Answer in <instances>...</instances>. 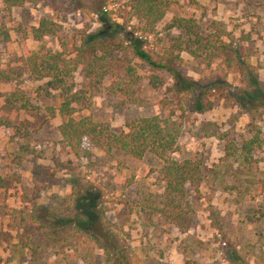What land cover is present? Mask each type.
Masks as SVG:
<instances>
[{
  "label": "rangeland",
  "instance_id": "rangeland-1",
  "mask_svg": "<svg viewBox=\"0 0 264 264\" xmlns=\"http://www.w3.org/2000/svg\"><path fill=\"white\" fill-rule=\"evenodd\" d=\"M127 1L24 0L11 9L0 1V70L16 77L0 83V264H264V0H176L147 36ZM175 19L192 21L205 41L230 44L249 64L232 55L234 67L222 57L207 65L175 51L181 74L207 90L198 96L178 93L167 72L138 69L130 57L140 80L129 96L110 94L106 79L78 114L115 132L153 116L180 127L173 157L201 164L200 186L187 188L184 230L155 210L159 162L107 153L86 139L72 152L59 134L62 119L48 112L58 107L57 92L22 66L32 53H74L111 24L117 36L106 40L109 57L129 56L114 48L125 34L162 53L184 38ZM72 83L83 91L80 73ZM99 222L117 242L108 251L94 240L104 243Z\"/></svg>",
  "mask_w": 264,
  "mask_h": 264
},
{
  "label": "trees",
  "instance_id": "trees-1",
  "mask_svg": "<svg viewBox=\"0 0 264 264\" xmlns=\"http://www.w3.org/2000/svg\"><path fill=\"white\" fill-rule=\"evenodd\" d=\"M0 1L9 9L20 7L24 2V0ZM127 2L133 12L132 15L143 24L142 34L147 36L155 33V28L176 0ZM173 24L175 28L183 30L184 38L178 39L176 45L164 49L162 53L144 49L141 41L137 43L130 34H125V40L114 48L117 51H128L129 56L109 57L106 40L108 38L112 41L117 36L115 28L117 25L111 24L105 29L100 28L89 33L74 53L68 52L66 47H62V51L36 52L27 56L22 61V66L34 80H47L50 90L57 92L58 107L49 108L48 112L51 117H54L56 112L62 119L58 128L59 134L64 145L72 152H77L86 139L107 153L120 151L135 159L152 156L159 162L156 174L157 181L162 187V195L155 210L164 222L184 230L189 226L191 212L187 188L196 190L200 186L201 164L190 158L179 160L173 157L178 149L180 127L170 118L153 116L134 119L126 124L125 130L115 132L105 123L78 114L81 110L90 108V94L94 93L106 79L111 80L110 86L107 87L110 94L129 96L131 89L140 80L137 68L130 57L140 65L138 69L146 66L152 70L167 72L172 77L178 93L185 91L198 96L206 95L207 90L201 87L199 81L181 74V59L175 51L179 52L183 48L190 57L201 59L207 65L214 59L222 57L227 67H234L232 55H235L237 63L241 66L249 64L248 56L233 52L230 44L218 38L205 41L192 21L175 19ZM34 31L38 37L43 36V30ZM125 41L128 45L122 47ZM228 52L231 53L230 56H227ZM77 73L82 75L85 82L83 91L75 88L72 83ZM15 78L11 72L0 70V83L12 82ZM247 149L248 152L252 150V143L248 144ZM88 217L90 221L97 222V217L93 213ZM83 220L84 225H88V219ZM97 230V234L104 239V243L100 242V239H94L101 249L108 251L115 247L117 242L114 235L100 222Z\"/></svg>",
  "mask_w": 264,
  "mask_h": 264
}]
</instances>
